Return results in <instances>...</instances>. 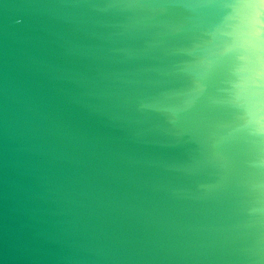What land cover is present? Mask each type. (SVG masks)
Here are the masks:
<instances>
[{
	"label": "water",
	"instance_id": "water-1",
	"mask_svg": "<svg viewBox=\"0 0 264 264\" xmlns=\"http://www.w3.org/2000/svg\"><path fill=\"white\" fill-rule=\"evenodd\" d=\"M0 264H264V0H0Z\"/></svg>",
	"mask_w": 264,
	"mask_h": 264
}]
</instances>
